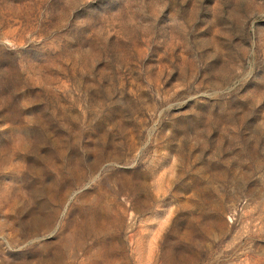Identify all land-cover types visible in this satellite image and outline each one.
<instances>
[{
  "label": "rangeland",
  "instance_id": "374dc122",
  "mask_svg": "<svg viewBox=\"0 0 264 264\" xmlns=\"http://www.w3.org/2000/svg\"><path fill=\"white\" fill-rule=\"evenodd\" d=\"M0 264H264V0H0Z\"/></svg>",
  "mask_w": 264,
  "mask_h": 264
}]
</instances>
